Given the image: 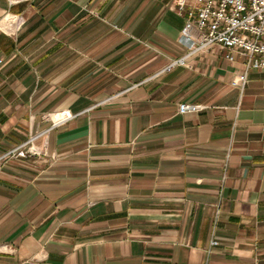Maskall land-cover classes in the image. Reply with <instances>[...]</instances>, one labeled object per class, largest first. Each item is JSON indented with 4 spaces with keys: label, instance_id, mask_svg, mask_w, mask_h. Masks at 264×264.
<instances>
[{
    "label": "crops",
    "instance_id": "1",
    "mask_svg": "<svg viewBox=\"0 0 264 264\" xmlns=\"http://www.w3.org/2000/svg\"><path fill=\"white\" fill-rule=\"evenodd\" d=\"M175 1L0 0V264H264V69L166 71Z\"/></svg>",
    "mask_w": 264,
    "mask_h": 264
},
{
    "label": "built area",
    "instance_id": "2",
    "mask_svg": "<svg viewBox=\"0 0 264 264\" xmlns=\"http://www.w3.org/2000/svg\"><path fill=\"white\" fill-rule=\"evenodd\" d=\"M179 15L185 18L178 43L185 54L170 61L165 67L170 71L175 66H189V56L197 53H216L226 50L225 57L232 63L239 62L241 68L234 72L231 80L233 87L243 89L248 82L251 69H264V0H176L173 5ZM8 26L4 29L15 33L24 20L19 15L5 13L1 20ZM200 105L182 103L180 113L199 109ZM58 125L73 117L68 111L55 113ZM38 134L30 137L19 146L9 150L8 156L24 157L41 154L36 144ZM213 245L218 241L213 240Z\"/></svg>",
    "mask_w": 264,
    "mask_h": 264
},
{
    "label": "rangeland",
    "instance_id": "3",
    "mask_svg": "<svg viewBox=\"0 0 264 264\" xmlns=\"http://www.w3.org/2000/svg\"><path fill=\"white\" fill-rule=\"evenodd\" d=\"M4 21H6L5 19H4ZM7 22V21H6Z\"/></svg>",
    "mask_w": 264,
    "mask_h": 264
}]
</instances>
